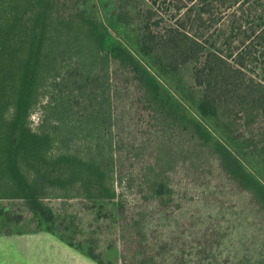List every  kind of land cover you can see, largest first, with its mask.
Segmentation results:
<instances>
[{"label":"trees","instance_id":"trees-1","mask_svg":"<svg viewBox=\"0 0 264 264\" xmlns=\"http://www.w3.org/2000/svg\"><path fill=\"white\" fill-rule=\"evenodd\" d=\"M112 2L124 24L135 4L143 6L137 36L76 0H0V200L99 264L130 257L131 264H264V131L255 128L264 80L249 75L253 65L264 71V1ZM169 12L175 22L167 24ZM204 21L205 34L196 30ZM191 62L202 85L196 102L168 79ZM129 87L150 118L156 150L149 159L134 154L142 146L127 142L126 124L119 131L116 97L130 111ZM185 133L208 147L230 179L219 211L189 198L173 178L181 163L204 170ZM129 153L141 158L136 167L126 168ZM127 189L140 201L131 210ZM72 198L99 211L116 206L129 235L120 261L95 238L78 241L87 229L48 202Z\"/></svg>","mask_w":264,"mask_h":264},{"label":"rangeland","instance_id":"rangeland-1","mask_svg":"<svg viewBox=\"0 0 264 264\" xmlns=\"http://www.w3.org/2000/svg\"><path fill=\"white\" fill-rule=\"evenodd\" d=\"M264 1V0H263ZM79 7L85 8L87 10H95L96 13L102 17L117 25L118 29L123 33L131 37L137 36L145 24L144 9L142 6L135 4L133 7L134 17L131 23L124 24L119 22L117 19V7L112 2V0H76ZM137 7V8H136ZM145 7V5H144ZM165 20L167 24L173 23L174 18H172V12L166 13ZM205 22V21H204ZM208 22L203 23V28H197V32L205 34V27ZM214 27L211 28V32L214 31ZM209 38L208 35H205ZM214 42L213 36L210 38L211 42ZM182 60V59H181ZM182 62V61H181ZM194 63H180L179 68L172 71V76L168 77L170 82L176 87L179 92L185 96L190 102L197 101L202 95V85L199 81L193 77L194 73ZM249 75H253L255 78L264 80V71L253 65L249 70ZM130 88V87H129ZM131 88L127 91V104L130 106V111L124 105L118 95L116 97V109L120 116V126L119 131L123 134L121 126L126 124L124 132L129 134V140L127 142L131 143L133 146L141 147L142 149L134 151V154L141 157H146L149 159L151 155L155 154V143L149 142V130L151 129L150 118L147 111H144L140 105L137 106L134 102L133 96L130 94ZM221 100L223 101V94L221 95ZM130 103V104H129ZM38 109L35 114H33V120H38ZM262 125L260 123L255 127L262 134L264 131V114L261 118ZM245 129V126H243ZM185 139L187 143L195 148L196 153L201 155V163L203 164L204 170L198 171L190 167L189 165L179 164L177 168L172 171V175L176 183L181 188H186L187 195L189 198L195 197L197 195L198 199H203V204L207 202L209 208L213 211H219L223 208V191L227 193V186L230 187L229 178L225 176L221 166L219 165L218 159L209 152L208 147L202 145L199 140L191 137L190 133H185ZM194 150V149H193ZM260 150V149H259ZM202 152V153H201ZM264 155V151H263ZM129 160H127L126 168L136 167L141 161L140 157H133L129 153ZM127 158V157H126ZM125 158V159H126ZM124 159V160H125ZM200 160L199 163H200ZM121 182V181H119ZM119 189L124 190L123 185L119 183ZM129 189V188H128ZM129 194L128 204L130 209L139 203V199L135 192L128 190ZM182 190V191H184ZM235 194L238 196L236 191ZM235 196V195H234ZM195 198V199H197ZM195 199H185L184 201L190 203L191 206L197 207L198 204L195 203ZM48 202L52 204L55 208L62 209V211L76 218V222L81 223L87 230L85 232L76 233V239L78 241H90L95 238L97 244L109 253V259L118 262L121 260L122 251L120 247L122 246V241L124 238H128L129 235L127 229H125L120 214L113 203H109L105 210L99 211V209H91L85 206L80 199L72 198L70 200L62 199H49ZM192 209V208H191ZM17 217L21 215L23 219L10 221L11 216ZM221 215V213H220ZM15 218V217H14ZM9 220V221H8ZM118 222V223H117ZM36 220L30 215H26V212L20 208V206L12 203H5L0 200V228L12 229L20 234L26 233L27 229H31L36 232L37 241L49 242L50 249H48V255L51 256L53 260L59 258V248H56V243H61L62 246V257L66 250V261L62 260L61 264H99L96 260L91 258L85 251L78 250L67 242L63 241L57 233L48 231L45 226L37 227ZM71 234L73 229H68ZM80 230V229H79ZM87 232V234H86ZM86 234V235H85ZM114 239V241H113ZM112 242L119 244L118 247H111ZM112 248V249H111ZM260 253V252H259ZM131 264L132 258H129Z\"/></svg>","mask_w":264,"mask_h":264},{"label":"crops","instance_id":"crops-1","mask_svg":"<svg viewBox=\"0 0 264 264\" xmlns=\"http://www.w3.org/2000/svg\"><path fill=\"white\" fill-rule=\"evenodd\" d=\"M56 248L59 258L53 260L48 255L50 243L37 241L35 231L22 234L0 231V264H61L66 261V250L62 257L61 243L57 242Z\"/></svg>","mask_w":264,"mask_h":264}]
</instances>
